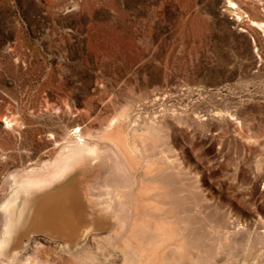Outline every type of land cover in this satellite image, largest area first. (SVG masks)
Here are the masks:
<instances>
[{"label": "rangeland", "instance_id": "obj_1", "mask_svg": "<svg viewBox=\"0 0 264 264\" xmlns=\"http://www.w3.org/2000/svg\"><path fill=\"white\" fill-rule=\"evenodd\" d=\"M123 110L138 169L119 174L105 155L97 180L84 176L94 199L136 193L155 160L214 264H264V0H0V237L14 177L44 170L80 135L115 150L101 136ZM38 234L6 259L32 256ZM85 241L71 256L51 244L37 255L80 264Z\"/></svg>", "mask_w": 264, "mask_h": 264}, {"label": "bare ground", "instance_id": "obj_2", "mask_svg": "<svg viewBox=\"0 0 264 264\" xmlns=\"http://www.w3.org/2000/svg\"><path fill=\"white\" fill-rule=\"evenodd\" d=\"M126 116L127 112L123 110L111 120L101 136L115 150L110 146L90 143L80 135L79 140L63 145L54 161L44 170L29 169V172L20 174L18 180L14 177V190L1 205L4 214L0 237L1 264H14L6 259L5 253L11 244L18 245L27 232L40 234L32 241V256L16 264H52L43 261L37 250L51 244L59 252L67 251L71 256L72 248L85 239V244L72 254L80 264L215 263L216 250H209L212 251L210 253L200 246L194 228L183 220L175 198L171 199L168 193L167 170L157 165V161L146 163L145 174L150 181L140 183L136 193H132L130 188L119 192L106 188L100 195L105 197L96 201L93 185L84 183L88 172H94L97 180V166L109 153L113 155V166L119 174L126 167L130 169L128 171L137 168L139 161L128 140L123 137V123L119 121ZM11 122L6 118L8 127ZM139 139L143 143L147 141L145 135L139 136ZM114 219L121 225L119 230H109L105 235L92 231L96 224L107 227ZM217 252L219 254V250Z\"/></svg>", "mask_w": 264, "mask_h": 264}]
</instances>
